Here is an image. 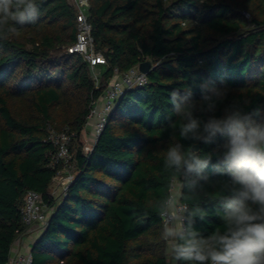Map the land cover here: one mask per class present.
Listing matches in <instances>:
<instances>
[{"label":"trees","instance_id":"1","mask_svg":"<svg viewBox=\"0 0 264 264\" xmlns=\"http://www.w3.org/2000/svg\"><path fill=\"white\" fill-rule=\"evenodd\" d=\"M38 2L35 23L0 38V264L29 228L28 190L51 209L31 247L33 264H166L162 221L145 212L165 190L163 157L180 140L168 127L169 94L191 88L199 99L198 85L215 81L229 89L217 115L247 100L245 112L264 116V0H89L93 44L105 59L97 84L83 56L67 51L76 39L71 1ZM146 60L147 83L126 89L94 143H83L92 102L114 68ZM64 128L74 178L53 194L62 163H51L49 135ZM206 208L195 224L204 234L222 223L217 204Z\"/></svg>","mask_w":264,"mask_h":264},{"label":"clouds","instance_id":"2","mask_svg":"<svg viewBox=\"0 0 264 264\" xmlns=\"http://www.w3.org/2000/svg\"><path fill=\"white\" fill-rule=\"evenodd\" d=\"M38 16V0H0V38ZM198 87L199 99L191 88L169 94L175 119L167 118L168 127L180 140L164 154L165 190L145 215L162 221L168 264H264V116L245 112L247 100L217 115L229 89L207 80ZM209 203L218 205L222 223L204 234L195 224L207 218Z\"/></svg>","mask_w":264,"mask_h":264},{"label":"built area","instance_id":"3","mask_svg":"<svg viewBox=\"0 0 264 264\" xmlns=\"http://www.w3.org/2000/svg\"><path fill=\"white\" fill-rule=\"evenodd\" d=\"M77 10L76 13V39L67 46L69 53H79L89 64L95 83L98 82V74L95 67L97 64L105 61L103 54L97 51L93 44L91 35V23L88 20L86 10L89 7V0H70ZM245 16H248L245 13ZM147 83V74L138 69V65L131 67L125 72H119L114 68V74L107 83L102 95L92 102V106L88 113L86 126L91 127L94 141L102 131L109 114L116 106L118 100L124 91L132 87H140ZM71 133L68 128H64L60 132L51 131L49 139L55 146V152L52 157V164L62 163V168L54 175L53 181L60 179L65 190L67 185L73 180V164L72 154L69 148ZM51 193H53L51 191ZM54 194V193H53ZM50 208L44 202L41 194L28 190L24 196V204L22 207V220L27 226L37 224L42 230L47 223ZM6 264H33L31 251L15 252L8 258ZM168 264V261L166 262Z\"/></svg>","mask_w":264,"mask_h":264},{"label":"crops","instance_id":"4","mask_svg":"<svg viewBox=\"0 0 264 264\" xmlns=\"http://www.w3.org/2000/svg\"><path fill=\"white\" fill-rule=\"evenodd\" d=\"M90 129H91L90 126H86L83 131V134L85 137H87V139L89 136L93 137V132ZM93 143H94V137L92 138V142H90L89 144L92 145ZM40 233H41V229L39 228L37 224H33L29 226L27 231L13 242L11 246V250H10V255L14 254L15 252H23V251H29V250L31 251V247L33 243L35 242V240L40 235Z\"/></svg>","mask_w":264,"mask_h":264},{"label":"rangeland","instance_id":"5","mask_svg":"<svg viewBox=\"0 0 264 264\" xmlns=\"http://www.w3.org/2000/svg\"><path fill=\"white\" fill-rule=\"evenodd\" d=\"M82 138L81 140L83 141V143H88L87 145H90L89 143L92 142V136H89L88 139L87 137L84 136V134H82ZM88 141V142H86ZM62 188H63V185L61 184L60 182V179H56L53 181V183L51 184V191L54 193V194H59L61 191H62Z\"/></svg>","mask_w":264,"mask_h":264},{"label":"water","instance_id":"6","mask_svg":"<svg viewBox=\"0 0 264 264\" xmlns=\"http://www.w3.org/2000/svg\"><path fill=\"white\" fill-rule=\"evenodd\" d=\"M150 68H151V63L149 60H146V61H142L138 64V69L141 71V72H144L146 74L149 73L150 71Z\"/></svg>","mask_w":264,"mask_h":264}]
</instances>
